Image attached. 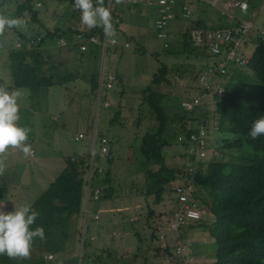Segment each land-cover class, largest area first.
<instances>
[{
  "label": "trees",
  "instance_id": "1",
  "mask_svg": "<svg viewBox=\"0 0 264 264\" xmlns=\"http://www.w3.org/2000/svg\"><path fill=\"white\" fill-rule=\"evenodd\" d=\"M34 1L20 0L12 7L8 2L7 6L0 8V18L6 16L7 19L16 20L17 23L21 22L22 26H25L24 30L14 27L11 32V46L6 49L10 83L6 88L34 91L60 83V80L49 74L47 61L51 58V54L46 44L54 42L56 45V41L63 39L66 45L62 47L77 52L79 62L88 58L93 61L92 64L86 65V69L90 70L88 82L91 92L95 87L97 52L92 48H89L88 52H80L79 43L73 44L72 41L79 34L85 36L86 40L91 35H99L102 32L101 27L89 29L82 24L84 27L82 32L74 27L61 29L56 26L48 29L38 19ZM63 1L74 6L73 0ZM93 4L96 5L94 0ZM74 8L73 11L79 10ZM250 9L251 2L247 11ZM112 14L117 16L119 21L112 23L115 32L117 27L114 26L120 23V16L113 11ZM28 20L33 22L31 24L37 25L35 29L30 28ZM194 27L204 26L202 23H194ZM257 29L261 28H255L256 33L253 35L252 32L241 45L242 47L246 45L247 38H254L255 46L251 56L246 58L245 64L227 63L225 73L219 76L227 78L225 83L222 85L216 83L224 93L222 95L213 93L210 103L198 105L190 111H186L180 104L179 112L168 114L163 105L165 94L150 87L141 92V100L156 124L154 130L141 135L137 149L141 157L139 168L144 184L143 194L148 196L152 193L154 202L158 203L167 191L172 202L165 225L162 226V233L166 238L164 243H160L155 235L158 227H151L150 238L152 242L158 244L153 250L156 254L164 253L166 258L176 260L174 248L180 243V233L183 228L189 226V224L182 226L177 234L168 229L174 207L171 183L180 176L187 178L190 176L184 171L185 159L181 161L179 167H169L163 150L173 145L182 149L181 145L187 140L188 132L192 130L198 119H203L208 138L212 130L221 135L217 139L218 146L210 144L212 148L210 158L202 163V168L191 177L193 184L199 190L198 206L211 218L208 223L198 225L206 229L209 237L212 238L211 264H264V135H258L255 139L248 135L252 122L264 115V41L260 38ZM0 31L4 33V29ZM0 42L3 44L2 41ZM166 43L168 47L170 42L167 40ZM162 46L164 47V43ZM176 48H178L177 53L185 56L192 54L208 56L204 51L191 47L189 31L182 34ZM166 72V66L162 65L152 76L151 85L159 86L163 83ZM202 73V70H198L195 75L194 93L198 92L197 82ZM194 93L186 100L192 98ZM212 112H214V127L208 122V116ZM117 119V114H114L109 124H119ZM179 136L183 137L181 143L177 140ZM109 153L108 148L106 162H110ZM181 159H183L182 155ZM83 165L84 157L74 161L67 159L63 170L30 204L38 213L30 228L42 227L43 238H33L27 256L8 257L0 254V264L137 263V254L117 258L111 256L107 247L98 250L99 247L95 246L93 239L98 234L92 232L93 227L90 223L81 244L82 253L75 254L79 243L77 223L82 208ZM108 184L109 173L104 174L102 171L96 180V185L101 190L97 201L111 196L112 188L105 187ZM93 212L99 214L96 210ZM151 213L152 211L149 210V215ZM135 235L138 237L137 233ZM47 255H51L52 258L47 259ZM143 264H148L145 259Z\"/></svg>",
  "mask_w": 264,
  "mask_h": 264
},
{
  "label": "rangeland",
  "instance_id": "2",
  "mask_svg": "<svg viewBox=\"0 0 264 264\" xmlns=\"http://www.w3.org/2000/svg\"><path fill=\"white\" fill-rule=\"evenodd\" d=\"M19 1L20 0H0V8L7 6L8 2L10 3L9 6L12 7L13 4L15 5ZM126 6L127 5L114 0L112 5L113 12L117 13L121 8L122 11H125ZM34 8L38 19L48 29L56 26L61 29L74 27L78 28L81 32L84 29L80 22V11H73L75 9L74 6L71 4L69 5L63 0H35ZM191 10V17L188 20H185L187 26L193 23L196 18H200L202 19V25L205 28L214 29L219 25L216 21L225 19L218 11L208 7L204 3L192 5ZM234 14L239 19L254 21V27L252 28V32H254L253 35L256 33L255 28L257 27L264 30V0H253L251 1V9L249 11L239 12L234 10ZM3 18H6V16H3ZM121 18H123V21L126 20L125 15H122ZM129 18L133 23H137L134 31L135 35L131 36L130 42L128 43L129 47L127 49L125 48L126 50L121 55L108 53L106 58V66H112L120 73L122 88L125 91L126 98L124 104L122 102L119 103V108L123 111V117L117 119L119 124L110 125L105 121H103L102 124V134L106 136L109 141L108 148L110 150V162H106L108 158L106 157V159L99 161V164L103 168L104 174L106 172L109 173V184L105 185V187L110 186L112 188V193L110 197L102 198L97 202H92L90 205L92 210L93 208H95L96 211L99 209L98 219L96 220L98 222L96 226L98 227L99 233H97L98 235H96V238H93L95 239L94 244L96 247H99L98 250L107 247L112 257L126 258L131 254H137L136 264H143L144 259L148 264H186V262L183 263L177 258L176 260L170 259L169 257L166 258L164 253L156 254L153 251L154 247L158 244L152 242L150 238L151 227H158L157 231H163L162 226L165 225L172 202L170 200V193L167 191L162 195V198L158 203L154 202V195L152 193L148 196H144L143 194L144 184L139 168L141 157L139 156L137 149L141 135L144 132L154 130L156 124L149 114L146 105L141 100V92L150 87L152 90L165 94L163 101L164 108L168 114H175L179 112L178 108L180 107L178 106L195 92V75L198 70H202L203 72L206 71L208 68L213 67V63L217 60L212 56H195L194 54L185 56L177 53L178 48L176 47L178 46V41L176 38L168 40L170 43L168 44V47L164 48L162 46L163 41L158 39L156 35L157 32L161 30L158 27L159 17L156 4L151 6L137 5ZM31 23L33 22H29L30 28L35 29L37 25ZM22 25L23 24L20 22L14 25L5 26L4 36L2 38L6 39V41L7 39H10L14 27L17 29L22 28L21 30H24L25 26ZM117 26H114V28ZM2 38L0 37V40ZM46 46L48 47L47 49H49L50 54L69 56V59L74 56L73 51L67 53L62 49H57L59 47H57L54 42H49ZM254 46V38H247L246 45L243 47L240 46L236 50V54L247 58L251 56ZM2 51L6 50L0 42V81L3 83H10L9 75L6 76L4 70V61H6V67L7 58ZM53 62L54 60L51 59L47 61L49 74H51L56 80H59L61 76L57 72L58 66L52 64ZM162 65H165L167 68L164 77L165 80L159 86H153L150 82L151 78L157 73ZM62 66V71L70 68L71 60L65 61L62 63ZM225 79L227 78L219 77L215 80V85L216 83L220 85L224 84L226 81ZM57 84L60 83L53 84V86L48 89L42 88L37 90L31 95L29 100L26 97L27 93L25 92H22L21 96L18 97L17 104H19L20 107L18 109L19 119L16 121V124L28 130L26 140L31 136L30 133H35L40 137L51 135L48 131H43L37 126V124L43 120L44 123L46 121L49 125L50 121L47 119L52 115H68L67 112L63 113V105L60 104V101L62 104L65 101L70 102V104H68L70 110V116L68 117L70 120L67 122V127H65L66 125L62 126V128L65 127L66 134L69 137H71L76 130L75 128L70 129L72 128L71 123L73 118H81L83 121L87 120L90 107L85 104L83 111L80 109L75 111V104L80 103L78 101L79 97L75 95L74 91H66L59 96L58 91L60 88ZM65 85L67 86L69 83H65ZM120 87V85L114 86L111 95H117V91L120 90ZM21 108L23 112L21 111ZM126 109L128 110L127 114ZM213 113L214 112L209 114L208 122L210 125L213 124L214 127ZM45 117H47V119H45ZM59 118L60 124L63 117L60 116ZM53 124L59 125L56 122ZM45 125L47 126V124ZM85 126L86 124H84V127ZM79 128L81 127L78 126L77 129ZM209 135V143L218 146L219 142L217 139L218 136L221 137V135L213 130L210 131ZM38 142H40L39 145L42 146L40 148L45 147L42 140ZM70 143L72 148L76 147V150H74L76 154H83V152H85V147H82L77 143H72L71 140ZM7 149H10V147ZM30 151L33 152L32 150ZM44 151L46 152L47 148L44 149ZM163 152L165 154L166 164L169 167H179L182 161L181 147L178 148V146L173 145V147L164 148ZM15 154L13 156L16 161L15 172L19 177H22V183H25L24 185L27 186V189L25 187H19L20 189L11 187L8 190L11 193L19 192L18 195L20 201L15 204V207L17 208L23 204H31L33 200L32 198L34 197L33 194L38 192L39 187L40 190L43 187V191L47 188L48 185H45L44 182L46 183L45 180L54 176L53 172L57 168V163L50 161V159L47 161L42 160L36 155L32 161H35L37 164L27 163L25 166H21L19 158L21 159V156H25V154L19 152H16ZM5 161H12V157H5ZM0 163H3V159L0 160ZM0 175L4 176L1 171ZM8 175L11 176V173ZM1 189L2 187H0V190ZM2 199H5V197H2ZM149 210L152 211L151 215H149ZM210 219V215L202 211L201 218L198 221L188 224H195L198 226L200 223H208ZM81 220V217H79L77 223L79 243L76 246L77 251L75 254L82 253L81 239H83V234H80ZM204 230V233L209 236L208 231L206 229ZM135 233L138 234V237ZM165 240L166 238L164 237L160 243H164ZM179 242L182 243L180 240ZM200 242L204 241L200 240ZM186 243L190 246L188 254H197L198 249H194L193 245L198 243V240H189ZM138 246L139 249H137ZM203 248L206 258H212V247L207 245ZM191 250L193 251L192 253ZM154 255L156 256L154 257ZM197 257L198 256L195 257V260ZM46 258L48 259V255ZM195 260L188 264H197ZM211 263L212 262L208 263L205 261L201 264Z\"/></svg>",
  "mask_w": 264,
  "mask_h": 264
},
{
  "label": "built area",
  "instance_id": "3",
  "mask_svg": "<svg viewBox=\"0 0 264 264\" xmlns=\"http://www.w3.org/2000/svg\"><path fill=\"white\" fill-rule=\"evenodd\" d=\"M114 0H94L95 4H103L110 15L112 23H118V17L112 14ZM125 5H157L159 19L158 27L161 29L157 32V38L164 41V47H167L165 41L173 39V35L167 31L169 21L180 17L188 20L191 17V2L196 1L197 4L204 3L210 8L215 9L227 21L225 25H221L214 29L205 27H192L189 30V43L192 48L200 49L206 55L214 57L217 61L213 63V67L208 68L198 78V92L189 100H184L181 105L186 111H190L193 107L204 105L211 102V95L217 93L222 95L224 90L217 84L215 80L223 75L226 71L227 63L236 62L245 64L246 58L238 56L236 50L243 44L246 37L252 34L254 27L253 20L239 19L234 10L239 12H247L249 3L253 0H115ZM260 38L264 41V30L257 29ZM83 35H76L73 44L79 43L80 52H88L89 48L97 52V70L95 76V88L93 91V112L89 127L87 153L84 157L83 165V196L81 208V232L83 236L81 244L85 239L87 227L90 220L96 221L98 214L91 210V203L99 199L101 190L96 185L98 176L102 173L103 168L99 161L106 159L108 155V139L99 131L102 111L111 106V93L116 83V77L107 70L106 58L108 50L114 48L119 43L114 37H105L103 32L99 35H91L84 39ZM86 38V37H85ZM71 43V44H72ZM57 46H65L63 39L56 41ZM124 48L129 45L127 42L122 44ZM203 119H198L194 127L188 132L187 140L182 146V160H186L185 174L190 176H180L171 183L173 197V210L171 212V221L168 229L173 233H178L182 226L191 222H196L201 218L202 210L199 208V190L192 181V176L196 174L198 169L202 168L201 164L207 161L212 153L210 147L208 133L203 124ZM86 135L79 132L74 136V141L85 140ZM181 143L183 137H178ZM30 155L32 152H29ZM75 159H71L74 161ZM158 239H164L162 230L156 232ZM192 248V247H191ZM190 246L188 243H178L174 248L175 258L182 262L192 263L193 254H188ZM192 253V250H191ZM52 256L48 255V259Z\"/></svg>",
  "mask_w": 264,
  "mask_h": 264
},
{
  "label": "crops",
  "instance_id": "4",
  "mask_svg": "<svg viewBox=\"0 0 264 264\" xmlns=\"http://www.w3.org/2000/svg\"><path fill=\"white\" fill-rule=\"evenodd\" d=\"M198 2L196 1H192L191 2V6L192 5H196ZM143 5V4H142ZM137 5H127L125 11H122L121 9H119L117 11L116 14H118L120 16V23L117 26L116 30H115V38L118 41V45L115 46L114 48H112L110 50V54L111 53H115L118 55H121L126 49L122 46V44L124 42L129 43L131 36H134L135 33V29H136V24L137 23H133L130 20V16L132 15V12L135 10V7ZM146 6V5H145ZM139 10V9H138ZM137 10V11H138ZM122 15L126 17V20L123 21ZM158 17H159V13H158ZM202 19H195V21L193 23H191L190 25L187 26V22H185L184 19H181L180 17H177L171 21H169L168 23V27H167V31L173 35V38H176L177 41H179L181 39V36L184 32L189 31L193 26L194 23H202ZM219 26L221 25H225L226 21L225 19L222 20H218L216 21ZM193 24V25H192ZM138 29V26H137ZM4 36V33L0 31V37L2 38ZM0 41L3 42V46L5 47V50L11 46V38L10 39H1ZM170 42V41H169ZM164 43V41H163ZM162 43V44H163ZM58 47V46H57ZM57 49H62L65 52L69 53V51L67 49H65L64 47H59ZM73 51V50H72ZM4 55H6V51H2ZM74 52V56L71 57L69 59V56H60V55H53L51 54V60H54V62L52 64H54L55 66H58L57 72L59 73V75L61 76L60 80V84H57L59 86V91L58 94L59 96L62 95L64 92L66 91H74L75 95L79 97L78 101L80 102L79 104H75L74 109L75 111L77 109H80L83 111V107L86 104L88 107H90V112L88 113V118L86 121H83V119H74L72 121V128L70 129H76L73 134L71 135V137H69L66 134L65 131V127H67V122L70 120L68 116H70V110H69V106L68 104H70V102L65 101L63 104L60 101V104L63 105V113L67 112L68 115L63 114L60 115L62 118L61 123L59 124L60 121V116L58 115H52L49 117V119H47V117H45V119H47L48 121H50L49 125L48 123L45 121V123L43 122V120L37 124V126H39L43 131H48L51 135L49 136H43L40 137L39 135L35 134V133H30V137H28V140H26L24 143H26L27 145H29L30 150H32V154L30 155V153H24L22 152L19 148L16 147H10V149H5L4 152L0 153V160L3 159V163H0V171L3 173L4 176L0 175V187H2V189L0 190V205H3V208L0 209V211H10L12 209H15V204L20 201L19 199V192L14 193V192H9L8 190L12 187V188H22V187H27L26 185H24L21 181L22 177H19L18 174L15 172V168H16V161L14 159V154L16 152L19 153H23L25 154V156H21V159L19 158V160L21 161V166H25L27 163H33L35 164V161H32L33 158L38 155L39 158H41L42 160L47 161L48 159H50V161L56 162L57 163V168L56 170L53 172L52 177L48 178L46 181V183L44 182L45 185H49L54 178L63 170V168L66 165V161L67 159H82L83 157H85L86 153H87V147H88V136H89V127H90V123H91V117H92V112H93V91L94 89L90 92V86H89V82H88V76L90 74V70L86 69V65L87 64H92L93 61L91 59H87L84 60L82 62L78 61V56H77V52ZM63 60V61H61ZM67 60H71V67L67 68L65 71H62V63H64ZM5 65H6V61H4ZM97 61L95 60V67H96ZM4 65V70L6 73V76L9 75V71L7 66L5 67ZM69 69V70H68ZM107 70L113 74L116 77V85H120V90L117 91V95H112V104L110 106L109 109H106L104 111H102V115H101V121H100V126H99V131L102 134V124L103 121H105L106 123H109L110 118H112V116L114 114H117L118 118L123 117V111L119 108V103H125V91L122 88V82H121V75L120 73L115 70L112 66H107ZM10 78V77H9ZM65 83H69V85H65ZM9 83H3L2 81H0V88L7 90V91H12L6 88V86ZM53 86V85H51ZM49 86V87H51ZM49 87H42L45 89H48ZM42 88H39L37 90H40ZM19 90L21 93L25 92L26 97L28 98V100L31 98V95L33 93H35L37 90L34 91H29L27 89H16ZM19 104H18V109H19ZM22 111V108H21ZM128 110L126 109V114ZM23 112V111H22ZM83 121V122H82ZM58 123L59 125H54L53 123ZM47 124V126L45 125ZM84 124H86V126L84 127ZM22 125V122H21ZM61 125V126H60ZM63 125H66L64 128H62ZM78 126H80L81 128L77 129ZM62 128V129H61ZM79 132H83L86 135L85 140L83 141H74V136L79 133ZM55 133V134H54ZM43 141V143L45 144L44 148H40L42 147L40 144V142L38 141ZM70 140L72 143H77L80 144L82 147H85V152H83V154H76L74 150H76V147L71 146ZM47 148V151L45 152L44 149ZM80 149V148H79ZM78 149V150H79ZM16 156V154H15ZM50 158H49V157ZM5 157H12V161H5ZM29 160V161H28ZM37 164V163H36ZM11 173V176H9L8 174ZM9 177H7V176ZM5 179V180H4ZM9 179V180H6ZM19 188V189H20ZM18 189V190H19ZM27 189V188H26ZM43 187L40 190V187L38 188V192H35L34 197L32 198V202L43 192ZM2 197H5V199H2ZM31 202V203H32ZM93 210H96L95 208H93ZM92 210V212H93ZM99 210V209H98ZM97 210V211H98ZM94 213V212H93ZM99 213V211H98ZM101 216V215H100ZM107 216V215H106ZM104 217V216H102ZM91 227H93L92 232L94 233H99L98 232V227L96 226V224H98L97 221H91L90 222ZM204 229H202L199 226H196L195 224L193 225H189L188 227L184 228L181 233H180V241L182 242H188L189 240H198V243H195L194 249H198L197 254L195 253L196 256H198L195 260V255H193L195 262L197 264H201L204 263L205 261L212 262V258H206V255L204 254V248L207 245H211L212 243V238H210L208 236V234L206 235V233H204ZM200 240L204 241V242H200ZM205 245V246H204Z\"/></svg>",
  "mask_w": 264,
  "mask_h": 264
},
{
  "label": "clouds",
  "instance_id": "5",
  "mask_svg": "<svg viewBox=\"0 0 264 264\" xmlns=\"http://www.w3.org/2000/svg\"><path fill=\"white\" fill-rule=\"evenodd\" d=\"M73 3L80 11L82 24L89 29L101 27L105 37L115 36L111 15L102 4L94 6L93 0H73ZM16 23V20L0 18V30ZM20 96L19 90L7 91L0 88V153L8 147L19 148L24 153L30 152L29 145L24 143L28 130L16 124L19 119L17 99ZM248 135L253 139L264 135V115L252 122ZM2 208L3 205H0V209ZM37 215L30 204H23L10 211H0V254L8 257L28 255L33 238H43L44 235L42 227L30 228Z\"/></svg>",
  "mask_w": 264,
  "mask_h": 264
}]
</instances>
